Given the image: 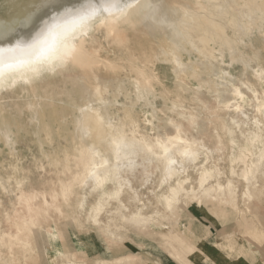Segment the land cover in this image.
<instances>
[{
    "label": "rangeland",
    "instance_id": "obj_1",
    "mask_svg": "<svg viewBox=\"0 0 264 264\" xmlns=\"http://www.w3.org/2000/svg\"><path fill=\"white\" fill-rule=\"evenodd\" d=\"M8 1L13 6L9 8V17L2 18L0 29L15 22L19 15L28 12L37 3V0ZM169 16L167 14V17ZM177 16L178 14L175 15ZM139 20L140 17H134V22L131 24L135 25L134 23ZM131 24L122 22L121 26L116 27L115 32H110L104 26L97 27L86 44L88 56L98 61L95 66L97 73L102 80L109 82L108 92L104 98L110 106V111L116 118H121L125 113L124 107L134 104L132 112L140 119L137 121L136 129L139 134L140 131H152L151 124L144 123V117L147 116L151 120V113L154 111L167 108L168 111L164 113L167 118L182 119V115H177V109L175 111L171 109L173 104L187 115H195L198 118L197 128L193 130L189 127L188 131L190 134L194 132L195 137L201 139L210 148L209 150H212L210 156L212 155L213 162H209L208 166L213 163L219 166L218 170H222L224 174L221 175L222 183L225 185L231 178L237 185L236 192L239 196L245 188V183L238 176L232 177L230 174L232 164L229 158L233 152L230 151L232 147L228 143L226 130L222 129L223 126L226 128L225 126L231 125V115L234 114V110L224 105L233 96L229 89L223 90L221 86L229 82L230 85L240 87V77L244 75L243 63H234L226 50V65H222V68L237 83L233 84L232 79L225 81V78H221L219 83L222 91H219L218 97L215 90L208 87L205 82L197 89L198 94H196L195 88L199 85L200 77L186 78L187 85L194 89H181L177 86V78L171 65L162 60V56H151L150 53L141 55L134 49L140 48L141 42L147 44L148 42L143 39L148 35L141 37L136 35V28ZM253 31L254 36L251 35V38L255 45L264 47L262 40L264 36H261L256 27ZM229 32H232V29ZM244 52L249 55L248 57L255 56L257 62L259 61L260 55H255L250 45ZM151 53L154 54L153 51ZM184 56L188 58L189 53L185 52ZM81 72L80 66L73 65L34 84L36 88H31L30 85H17L0 91L2 94L0 95V264H40L42 259L40 245L34 239V233L24 228L25 218L29 216V206L20 196L24 191V197H35L32 200V208L35 211L43 207L44 199L49 203L52 202L51 194L58 192L59 181L68 178L62 175L66 166L71 168L73 175L75 174L74 158L79 154L78 148L84 149L77 121V117L80 116L78 107L85 102L76 77V74ZM203 77L207 78L206 75ZM246 79L247 82L254 83V77L250 73ZM137 82L142 88L145 87L146 82L150 84L154 94L146 95L137 101L135 89ZM241 90L251 101L252 97L247 91ZM223 100L226 102L223 103ZM1 110H4L5 114L1 113ZM246 111L251 118L256 116L251 107ZM5 116L18 121L8 124L10 126L8 135L11 139L9 143L6 132L1 130L3 124L1 120ZM184 123L187 124L186 120ZM253 126L249 123V127L244 130ZM129 131L131 132V129ZM238 131L235 135L239 142H244L245 139ZM221 145L223 151H216ZM68 156L73 157L70 164L66 162ZM56 162L60 163L59 168L54 166ZM138 162L141 163L142 158L138 159ZM154 166L146 162L141 163V167L137 169V178H144V169L147 168L153 173V182L160 179L161 176L156 173ZM80 171L82 173V168ZM190 173L195 177V172L190 171ZM259 184L261 187L264 185V176L261 174H259ZM140 195L147 198V193L143 190ZM238 202L236 213L234 209L227 211L228 214L224 219L225 231L220 230L222 219L220 220L204 207L197 206L195 202H191L185 209L181 208L179 225L175 224L176 226H173L174 220L169 217L166 219L162 215L158 217L154 215L156 212L153 213V210L157 208L153 202L150 207L144 208L145 215L152 219L142 227L137 228L131 224L125 227L124 220L120 218L112 220L111 217L106 216L102 219L103 226L105 225V228L112 233L116 238L115 241L108 236L101 239L96 231L98 226L93 224L92 232L69 229L70 236L67 240L62 238L59 241H51L49 243L51 251L43 255L58 259V264H67L69 259L82 264H96L98 260L106 264H179L178 257H183L188 264H201L202 258L210 257H215L220 264H264V245L255 238L259 235L246 231L245 221L257 222L260 228H264V223L255 213L248 212L245 219L241 213L246 211V206L241 196ZM159 211L163 214L164 209L160 208ZM84 220L86 221L87 218L85 217ZM156 220L160 221V224ZM109 221H111L110 226L106 227ZM64 223L68 221L58 220L51 227L63 231L60 225ZM178 232L185 235L188 242L190 240L196 245L206 243L209 252L201 253L193 247L194 251L186 253L190 244L182 239ZM28 244L30 247H26ZM57 252H62L63 258H57Z\"/></svg>",
    "mask_w": 264,
    "mask_h": 264
},
{
    "label": "snow or ice",
    "instance_id": "obj_2",
    "mask_svg": "<svg viewBox=\"0 0 264 264\" xmlns=\"http://www.w3.org/2000/svg\"><path fill=\"white\" fill-rule=\"evenodd\" d=\"M246 7H258L259 32L264 36V0H259L258 5ZM162 8L163 6L155 5L149 0H37L34 10L24 22L23 29L0 34V91L17 85H34L69 66L85 67L93 63L92 57L87 54L86 44L91 34L97 30L98 23L107 27L110 32H115L119 23L128 22L134 17L148 18L155 24L165 26L167 14L162 13ZM167 27L174 25L167 24ZM244 31L250 36L253 26L248 25ZM165 55L173 56L171 62L176 63L177 67H182L174 52H165ZM234 63H243L244 75L240 77V87L231 90V96L235 99L224 107H235V111L244 116L245 121L254 125L255 131L247 134L240 131L239 134L253 149L257 144L262 146L259 163L253 164L251 168L246 161L252 153L247 147L240 151L239 162L244 163V170L239 174V179L248 186L243 191L247 201L253 198L249 189L255 183L256 173L264 170V47L260 49L258 62L253 56ZM249 73L254 77L255 87L247 82ZM221 78H225V81L232 79L233 84L237 83L223 70H220L217 76V79ZM79 89L81 95L88 98L85 101L86 106L80 108L81 138L90 142V146L86 150H79V154L74 158V175L70 167H65L62 175L68 178L59 181L58 192L53 193L51 203L45 199L43 207L33 211L32 200L35 197L26 198L29 216L25 218L24 228L34 233V239L40 245V264H58V259H51L43 254L51 251V241H59L62 238L67 240L70 236L69 229L92 232L91 225L95 224L101 239L108 236L115 241L116 238L102 224L104 217L118 215L126 224L142 227L152 219L141 215L145 207L154 202L158 209L154 214L157 217L162 215L160 208L169 213L174 212L181 198L185 203L200 198L205 193L209 181L223 175L216 168L209 172L205 167L209 163L207 159L196 167L201 156L207 157L211 153L195 138L194 132L190 134L180 124L164 115L168 111L167 108L152 112L151 120L147 116L144 117V123L151 124L152 131L145 130L141 136L136 130V121L127 109L121 118L111 114L104 98L108 92L106 84L98 80H85L80 82ZM241 89L247 91L252 97L251 101ZM153 94L150 84L146 82L142 88L137 82V100ZM249 107L254 110L255 118H251L250 114L245 115V110ZM182 119L189 121L191 129L197 128L198 118L195 115L186 114ZM232 124L236 130L249 127L248 123H237L236 120H233ZM228 134L235 135L232 131ZM236 148L237 143L233 139L234 165L238 163L235 157ZM216 151H223V146H218ZM141 158L147 164L155 165L160 179L153 182V173L147 168L144 169V178H137V169L141 167L137 160ZM72 160L71 156L66 158L68 164ZM54 166L59 168L61 165L56 162ZM189 171L198 173V181L185 178ZM231 175L237 177L235 168ZM197 182L199 189L193 187L191 192L186 191L187 185H195ZM142 190L147 193V198L140 195ZM227 190L229 194L234 192L232 180H229ZM260 198L264 200V191H261ZM65 219L68 223L60 225L63 231L51 227L58 220ZM255 238L264 244V234ZM191 251H194V248L189 246L186 253ZM56 256L63 258V253L57 252ZM177 259L179 264H188L183 257ZM69 264H76V261L72 260ZM96 264L102 262L98 260ZM201 264H220V261L215 257L202 258Z\"/></svg>",
    "mask_w": 264,
    "mask_h": 264
},
{
    "label": "bare ground",
    "instance_id": "obj_3",
    "mask_svg": "<svg viewBox=\"0 0 264 264\" xmlns=\"http://www.w3.org/2000/svg\"><path fill=\"white\" fill-rule=\"evenodd\" d=\"M149 2L158 6H163L162 13H166L170 15L169 17H167L166 23L172 24L174 25V27L169 28L167 27V24L165 26H160L158 24L153 23L151 19L144 17H140L139 22L134 23L135 25H132L131 23L134 22V18H132L130 22H126V23L131 24V26H135L137 31L136 35H140V37L141 35H146V36L148 35V37H145L146 39L141 38V40L143 39L145 42L148 43L144 44L141 42L140 48L135 47L134 49H136V51H139V54L141 53V55H147V53H150L151 56L152 55L156 57L162 56V60H164L165 62L171 65L175 73V76L177 78L176 79L177 86H179L181 89L193 88L187 85L188 83L186 81V78L190 76L196 78L200 77V80L198 82L199 85H197L196 86L197 88H195L196 94H198L197 89L202 87V83L205 82L208 85V87L213 88L215 90V94L217 93V97H218L220 95L219 91H222L221 87H223L222 88L223 90L229 89L230 91L232 90V88L236 87L234 85H230L229 82H225L220 87L221 84L219 83L220 79H217V76L219 75V71L220 70L225 71V69L222 68L223 67L222 65H226V60H225L226 50H228V52L230 53V57L233 62L239 60L240 58H245V56L246 57L249 56L247 53L244 52L245 48H247L248 45H250L253 48L255 55H260L261 47L255 45L253 39L251 38V35L254 36L253 35L254 31L250 36L244 31V29L250 24L253 26V30L255 27L259 29L260 17H259L258 7H246V5L248 6L258 5L259 0H154V1L150 0ZM10 6L13 5H11L8 0H0V27L2 24V18L9 17ZM33 10L34 7L28 12L19 15L18 19L15 22L0 29V34L4 32L13 33L15 31H19L23 29L26 18L28 17V15H30V13ZM176 14H178L177 17H175ZM250 16L251 19H249ZM121 23H119L116 27L121 26L120 25ZM145 23H147L148 25H146ZM97 27H102V26L98 23ZM230 29H232V32H229ZM262 40L264 41V39ZM151 51H153L154 54H152ZM169 51L175 53V57L178 58L179 64L182 65V67H177L176 63L171 62L173 60V56L165 55V52H169ZM185 52L189 53L188 58H185L184 56ZM97 63L98 61H94L93 63H89L85 67L80 66V68H82V72L81 74L78 73L76 74L79 83L85 80L87 81L98 80L102 84L108 85L109 82H106V80H102L99 74L97 73L95 67ZM203 75H206L207 78L204 79ZM252 84L253 87H255L256 84L253 82ZM30 86L31 88H36L35 85H30ZM0 95L2 94L0 93ZM82 96L85 99V101L88 99L87 96L84 95ZM197 98L199 99L200 96ZM232 99H235V97H232L231 100ZM231 100L228 99L227 102L223 100V103L226 102V104H228ZM85 106H86L85 102L81 103L78 107V110L80 111V108ZM174 106L175 109L178 110L176 111L177 115H182V116L186 115V113L184 111H181L176 104H173V107ZM132 107H134V104H132L129 107L126 106L124 108L128 110L132 119L135 120L137 123L139 117H137V115H135V113L132 112ZM241 107H243V105H241ZM171 109L173 110V108ZM232 109L234 110V114L231 115V123L229 122L231 125L225 126L226 128H224L223 126L222 129L226 130L225 132L226 135H228V143L229 145H231L230 147H232L233 139L236 140L237 148L235 152V157L238 163L235 165L232 163L233 149L230 150L232 153L230 154L231 157L229 158L231 159L230 162L232 164V167L230 166L231 167L230 174L235 168V170L237 171V176L239 177V174L242 173L244 170V163L239 162L241 149L247 147L249 151L252 153V155L246 161L248 167L251 168L253 164L259 163L258 158L262 146L260 144H257L253 149L252 146L246 140L244 141L242 139L244 142H239V139L237 138L236 135L230 136L228 134L229 131H232L234 133L238 131L234 128L232 124L233 120H236L237 123L249 124L248 121L244 120V116H242L240 113H237L235 111V107H233ZM109 110H110V106H109ZM155 110L157 109L155 108ZM160 111H163V109H160ZM1 113L5 114V111L1 110ZM111 114L114 113L111 112ZM245 115H248L246 110H245ZM229 118L230 117H228V119ZM81 119H82V115L80 113V116L77 117L78 124L80 123ZM168 119L174 120L176 123L180 124L183 128H185V130H188L190 127V123L188 120H186L187 124H185L184 123L185 120L183 121V119L175 120L172 117H168ZM1 121L3 123L1 126V130L6 132V136H7L6 139L7 142L9 143L11 139L9 138L8 135V130L10 129V126L8 124L18 123V121L8 116H5L4 119H2ZM240 131H243L244 133L247 134L250 131H255V127L253 126L248 130L240 129L238 132ZM140 133H141L140 135L143 136L145 131L144 132L140 131ZM195 138L201 141V139H199L198 137ZM83 142L84 145L82 146H84V149L78 148L79 150H86L90 146V142H86L85 140H83ZM201 142L206 148L210 149L203 141ZM211 152L212 150H209V153ZM211 156L210 155L207 157L204 156V158L202 156L201 160L197 163L196 167H199L201 164H203L204 159H207L209 162H211L212 161ZM215 158L216 157H214V159ZM144 162L146 161L142 158L141 163ZM137 163L141 165V163H139L138 160ZM213 164H211V166H208V164L205 165V167L209 172H212L213 168L218 169L219 166L217 167L216 165ZM154 168L156 170L155 166ZM221 171L219 170L220 173H222ZM195 174H196L195 177H193V174L190 173L189 171L188 176L185 178L198 181V173L195 172ZM259 174H261V176H264V170L258 171L256 173L255 183L249 189V191L253 195V198L246 201L243 196V192L239 196H241L243 203L246 206V211L244 210L241 213L243 214V217L247 219L248 212L255 213L256 215H258V218L264 223V203H263L264 200L260 198V193L261 191H263L264 185L261 187L260 186L261 184H259ZM221 179H222L221 176H218L217 178L210 180L208 185L206 186L205 193L198 199L189 200L187 203H185L183 198H181V201L179 204L176 205V210L174 212L169 213L164 210L162 216L166 219L169 217L171 220H174L172 223L174 224L173 226L179 225L178 220L181 214L180 213L181 208L185 209L191 202H195L197 206H202V208L204 207L206 210L214 214L220 220L222 219L224 221V219L226 218V214H228L227 211L234 209L235 212V208H238L239 196L236 192L237 185H235L234 183H233L234 192L232 194H229L227 190V184L229 180H232L231 178L227 180V183L225 185L222 183ZM237 179L238 178H236V180ZM193 187L199 189L198 182L195 183V185L192 184L187 185L186 191L191 192L193 190ZM247 187L248 186L245 184V188ZM220 189H224V191H220ZM23 192L24 191L21 192L22 195L20 197H24ZM53 193L55 192H52L51 198ZM24 198H25L24 200H26V197ZM144 211L141 213V215L145 217H150L148 215H145ZM156 211L157 209L153 210V213H155ZM117 218L122 219L118 215L111 216L112 220ZM156 221L157 223L160 224V221L159 222L158 220ZM223 221H222L223 223L222 228L220 230L225 231L226 224L225 221L224 222ZM245 224H246V228H245L246 231H249L250 233H256L257 235L264 234V228L258 227L259 225L257 222L255 223L254 221L250 222L246 220ZM109 226L110 223L106 225V227ZM124 226L126 227L127 224L124 223ZM177 234H179V236L182 239L186 240L187 243L190 244V246L194 247L201 253L209 252L206 243L203 242L200 245H196L195 243L190 242V240L188 242V239L185 238L186 237L185 235H182L179 232ZM72 260L73 259H69L67 264H69V262ZM102 263L106 264V262H102ZM76 264H82V263L76 261Z\"/></svg>",
    "mask_w": 264,
    "mask_h": 264
}]
</instances>
